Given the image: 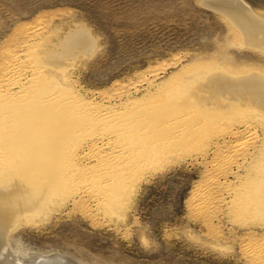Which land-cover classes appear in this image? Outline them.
I'll return each mask as SVG.
<instances>
[{
  "label": "rangeland",
  "instance_id": "1",
  "mask_svg": "<svg viewBox=\"0 0 264 264\" xmlns=\"http://www.w3.org/2000/svg\"><path fill=\"white\" fill-rule=\"evenodd\" d=\"M205 1L0 0V83L4 82L2 70L5 66L9 70L13 61L9 51H19L26 57L27 74L35 65H44L42 69L55 81L52 95L71 86L67 94L79 92L85 100L84 109L71 110L75 119L69 113L73 117L71 128H66L65 121L52 122V150H37L43 157L39 159L42 162L34 161L35 167L42 164L53 170L55 193L48 197L47 205L25 214L17 227L10 228L7 240L11 249L23 257L62 253L79 264L255 263L248 248L264 242V221L248 223L239 212L230 210L233 188L244 177L243 167L230 163L234 156L242 162V155L258 142L262 130L257 127L256 114L249 115L254 123L242 116L243 112L226 115L219 104L197 100L196 94L200 96L197 83L220 71L218 66L233 67L229 71L235 76L264 74V51L245 45L230 22ZM243 1L264 15V0ZM76 23L89 30L96 51L89 52L80 45L84 37L72 44L69 36L81 30ZM31 42H40L39 49L30 45L28 50L21 48ZM60 55L63 60L57 62ZM43 80L38 84L28 80V92L33 93ZM154 87L162 91L157 93ZM126 94L132 96L133 112L125 111L127 99L121 102ZM117 102H121L118 107ZM110 103L115 107L102 109ZM216 108L220 111L213 116ZM65 112L60 107L57 111L60 116L68 114ZM118 113L122 116L119 119ZM244 118H249V129L243 127ZM228 129H238L242 134L235 139L228 135ZM111 131L115 132L111 137L123 138H118L113 148L120 156L128 155L125 150L130 151L137 143L132 154L125 157L135 164H130L131 169L127 166L129 170L123 168L125 171L110 168L111 173L105 176L96 175L98 169H89L87 176L79 173V181L85 178L81 186H85L77 188V173L73 174L76 179L67 175L69 153L86 148L80 152L82 166L94 163L91 158L96 154L88 152L87 146L90 149L97 134ZM223 150L232 156L227 168L220 166L221 158L215 155ZM32 152L34 156L36 150ZM88 153L92 156L87 157ZM6 161L11 160L6 157ZM219 166L221 172L217 171ZM65 175L69 176L67 185L71 183L68 186L61 182ZM3 176L5 172L0 169V180ZM208 190L212 204L206 206L209 211L205 207L201 211V195ZM221 190L225 192L222 195Z\"/></svg>",
  "mask_w": 264,
  "mask_h": 264
},
{
  "label": "bare ground",
  "instance_id": "2",
  "mask_svg": "<svg viewBox=\"0 0 264 264\" xmlns=\"http://www.w3.org/2000/svg\"><path fill=\"white\" fill-rule=\"evenodd\" d=\"M205 5H207L208 7L212 8L213 10L222 14V16L224 18H226L230 22L232 27L237 31L238 35H240L241 38L245 41V45H248L249 47H254V48L259 49V50L262 49L264 51V49H263L264 48V15L259 14L256 11L252 10L243 0H207V1H205ZM76 24H77V27L78 28L81 27V30H83L84 32L82 34L81 30H79V31L71 34L69 36V39H71L72 44L73 43L77 44V42L81 39V37H84L83 39H81L80 45L84 46V48H86V50H88L89 52L96 51V50H94L95 49V39L90 34L89 30H87L86 26L83 25V23H80V24L76 23ZM74 27H76V25H74ZM28 43H29V41H28ZM28 43L26 46L21 45V48L22 49L27 48V50L29 48H31L34 50L36 47H37V49H39L38 47H40L39 46L40 42L39 43L31 42L30 44H28ZM37 44H38V46H37ZM29 45H30V47H29ZM19 49H20V47H19ZM30 52H32V51H30ZM26 53H28V52H26ZM8 54H9V59H12L13 61L10 60L11 61V67L9 66V68H8L9 70L5 69L8 66L6 67L5 66L6 63L5 62H4L5 64L3 63L5 66L4 70H2L3 71L2 78H3L4 82L2 81L3 85L0 83V85H1L0 86V124H1L0 127H2V126L5 127L4 131H0V169H3L5 172V176H3V178L0 180V264H79L77 261L73 260L72 258L67 257V255L62 254V253H53L52 255H47V256L35 253V254H31L28 257H23V255L21 253L15 251L14 249H11L10 243L7 240L8 233L11 231V229L13 230L15 227H17V224L20 222V219L25 214L32 213V212L35 213V211H38L41 208V206H43L45 204L47 205L48 197L51 196L53 193H55L54 192L55 189L52 188V181H53L52 179H54V178H52L53 174H54V173H52L53 170L52 169L47 170L46 167L41 166L42 164L38 168L35 167V165L37 163L42 162L39 159H42V157H43V154L41 155L39 152H37V150L40 151L43 148L47 149V150H49V149L52 150V144L51 143L53 141H52V138L50 136L53 133L52 122L57 123L59 120L64 124V121H65L66 124H64V125L66 126V128H68V127L71 128L70 127V125H71L70 120L73 117H74L73 119H75V116H73V113L71 110L78 111V108H80V109L85 108V100L83 99V97L79 96V94H78L79 92L78 93L76 92L75 94L72 93L70 95L67 94V92H70L71 86H67L66 89L61 90L58 94L52 95L53 89H54L53 84L55 81L53 82V79L50 80L51 78L48 76V71L42 69L44 67V65L42 63H40L41 66L35 65V67H33V69H31L29 74H27V71H29V70L26 69V67L28 65H26V62H25L26 57H24L22 55L23 53H21L19 51H9ZM9 59H8V61H9ZM55 60L57 62H62L63 56L60 55V56L56 57ZM6 62H7V60H6ZM29 63H30L29 65H32L31 62H29ZM1 66H3V65H1ZM218 67L220 68V71L216 70L217 72H214L212 75L205 76L204 78L202 77V79L197 83V88L200 87V92H199L200 96H197V94H196V98H197V100L202 99V101L204 103L219 104V107H222L224 109V113L226 112V115L237 111V113H239V114H241L243 112L242 116H244V117L252 118L250 116H252L253 114H256L255 118L258 119V125H257V121H256V125H257V127L261 128L262 135L260 137H258V139H259L258 142L255 141L257 143L256 144L254 143L255 145L253 144L252 148H250V150L248 152H246L242 155V158H241L242 162H237V160L234 158L235 157L234 155H233L234 157L232 159L233 161L231 162L230 160H231L232 156L228 155V154H230V153H228V151H230L228 149H227L228 151L223 150V151H220L218 154H215V155L216 156L218 155V157L221 158V162L223 163L222 165H220L221 163L219 164L221 167L227 165L228 162H231L230 164H232V165L234 164V166L236 168H239V167L242 168L243 167L242 169L244 171V174H243L244 177L242 176L243 178H241V179L239 178V180H240L239 184L235 185V187H236L235 189L233 188L234 195L231 197V200L229 201L230 203L227 201H224V202H227V204L228 203L231 204L230 210L235 211V212H239L243 216V220H245V222L246 221L248 222V220L249 221L252 220V221H250V223L256 222L259 224V222L264 221V74H261L260 72H256V73L250 72L246 75L241 74V75L235 76L233 73L230 72V71H232L231 69H233V67H227L225 65L218 66ZM234 68L236 71L240 70V68H238V69L236 67H234ZM243 68H245V67L243 66ZM215 69H216V67H215ZM45 72H47V73H45ZM41 79H44L43 82L41 84H39V86L36 87V89L33 93H29L28 92V89H29L28 84L29 83L27 81L28 80H34V81H36L35 83L38 84L39 82H41L40 81ZM26 82L28 84H26ZM57 83H58V81H57ZM57 83H56V85H57ZM208 84H210V85L207 86ZM27 85H28V87H27ZM46 85H47L46 88L43 87ZM152 85H154V84H152ZM152 85H150L149 87L152 88ZM155 89H158V87H156ZM71 91H72V89H71ZM161 91H162V89H158L157 93L161 92ZM125 99H127V101H128L127 105L125 106V108H126L125 111L126 110L132 111V108H133L132 96L129 94H126L124 100L121 99V102L123 103L125 101ZM121 102L120 103L117 102V107L121 105ZM88 106H90V105H88ZM59 107L61 108V110H64V112L66 110H70L69 112L66 111L64 114L72 113L71 116H73V117H71L70 114L60 116L59 113H57V111L59 110ZM109 107L110 108L115 107V105L112 103H110L109 105L105 104L102 107V109L109 110L110 109ZM213 109L211 112H213ZM11 111H17V112L12 113V114L7 113V112H11ZM219 111L220 110L218 108H216L214 110L213 116H216L219 113ZM118 115H119V113H118ZM120 116L121 115H119L118 119L120 118ZM223 117L224 116H222V118ZM76 118H77L76 120H78V118L80 120L81 117H76ZM226 118H227V116H226ZM31 119H32V121L30 122ZM247 120L245 118H244V120H242V121H245V123H244L245 126H243L245 128H248V127H246V124H247V126L249 125V123H247L248 122ZM249 121H251L253 123L255 122V121H253V118H252V120H249ZM229 123H231V122H229ZM232 123H234V122L232 121ZM63 124H61V125L63 126ZM72 124H74V123H72ZM250 124H252V123H250ZM75 125H77V124H75ZM77 127H80V125ZM81 128H82V126H81ZM81 128H79V129H81ZM104 129L105 128H103V130ZM120 129L123 130V128H120ZM124 129H126V128H124ZM116 130H115V132H116ZM113 131H111V133L108 132L105 135L101 134L100 136H99V134H97L95 138L93 136L91 137V134H89L90 137L92 139L93 138L94 139H93V142H91V144H90V149H88V146H87V150H89L88 152L93 150L94 153L96 154V157L91 158V159H95V162L91 163V161H90L91 164L88 163V166H86V165L84 167L82 166L83 159L81 157H83V156L80 155V152L82 150L86 151L85 150L86 148H81V149L78 148V151H77V149H73L71 147L74 150L72 152H70L72 149H69L70 150L69 156L66 155L69 157L68 164H67L68 174H67V172H66V174L72 175L74 178L75 177L74 175L77 173L76 176H78V177H77V179L75 177L76 181L74 179V181H75L74 185L77 188L79 186L80 187L85 186L84 183H83L84 186H81L82 185L81 183L83 182V180L85 178H83L82 181H79L78 178H81L78 175L79 173L85 175V173L87 172L86 174H88V171H89L90 172L89 174H91V170L97 171V169H98L96 175L101 173L102 175L105 176L106 173H109V172L111 173V171L108 172V170L110 168H113V169L116 168V169H118V171L119 170L125 171L126 169L129 170L130 166L132 167V165H130V164L134 163V161L128 162L129 159H127L125 157L132 154V151H133L132 149L133 148L136 149L135 147L137 146V143H136L135 147H133V148L131 147L132 149L129 148V149H131L130 151L129 150L127 151L123 148V151L125 150L128 153V155H126V153L125 154L122 153L123 155L121 154V156H120V154L117 153V151L116 152L113 151V148L116 145V142L119 139H121L122 137L117 135V134H119L118 131L116 134L117 136L111 137L110 135H113L115 133L114 132L112 134ZM119 131H121V130H119ZM228 131L230 132V134H228V135L234 136L235 139L237 137H239V135L242 134V133L240 134V131L238 129H235L232 131H231V129H228ZM123 133L124 132L121 131V133L119 135L122 134V136H123L124 135ZM60 134L61 133L59 132V135ZM89 135H88V137H89ZM89 138H87V141ZM92 139H90V140H92ZM83 142L85 143V141H83ZM56 144H58V143H56ZM53 146H55V145L53 144ZM56 147L57 146H55L54 148L56 149ZM115 147H117V146H115ZM30 149H33V150L30 151ZM65 149H67V148L65 147ZM34 150H36V153H34L35 157L32 155V153H33L32 151H34ZM136 151H135V157L137 159L138 156L136 155ZM91 153H93V152H91ZM71 154H72V156H71ZM88 155H89V153L86 156L88 157ZM6 157H7V159H9L11 161L7 162ZM35 158H37V159H35ZM65 159L67 160V158H65ZM37 160H38V162L36 164H34V161H37ZM46 160H47V158H46ZM84 160H85V158H84ZM50 162L51 161H49V163ZM18 163L20 164V170H19V168H17ZM217 163H216V166H217ZM19 164H18V166H19ZM29 165H32V167L27 169V166H29ZM43 165H45V164H43ZM47 165L48 164H46V166ZM232 165H231L230 169H232ZM21 166H22V169H21ZM127 166H129V168H127ZM220 166H219L218 170L216 169L218 172L220 171ZM227 166H225V167L227 168ZM23 167H26L25 169L27 171H25V169L23 170ZM86 167H87V169H85ZM216 168H218V167H216ZM89 169H91V170H89ZM11 170H12V172L14 171L13 173H15V174H13V175L10 174V173H12V172L9 173V171H11ZM225 170H227V169H225ZM102 171H103V173H102ZM104 171H106V172L104 173ZM217 171H216V173H217ZM42 172H43V174H42ZM93 174L94 173H92V175ZM67 175H65V176H67ZM72 176H70V178ZM80 176H82V175H80ZM85 176H87V175H85ZM239 176H241V175H239ZM210 177H212V176H210ZM227 177H229V176H227ZM234 177H236V175ZM90 178H93V177L90 176ZM44 179H46L48 181H46V180L44 181ZM62 179L63 180H61V182L63 181L62 184H64L67 179L69 180V176L64 177ZM210 179H209V182H211ZM214 179H215V177H214ZM218 179L219 178L217 177L215 180L218 181ZM59 180H56V181H58V183H59ZM68 180H67V182H68ZM70 180H73V179L71 178ZM207 181H208V179H207ZM67 182H66V185H67ZM214 182H216V181H214ZM224 182H226V181H224ZM58 183L54 184V182H53L54 185H56V184L58 185ZM234 183L235 182H233V184ZM69 184H71V183H69ZM216 184H218V183H216ZM221 184H222V182H221ZM226 184H227V186H226V188H227L229 184L228 183H226ZM208 186H210V185L208 184ZM214 186H215V184H214ZM221 186H219V187H221ZM76 187H75V189H76ZM209 188H211V187H209ZM206 189H208V188L206 187ZM231 189L232 188H230V190ZM61 190L62 189H60V191ZM209 190L205 191L203 193V195L200 194L202 199H201V203L199 204L200 205L199 210L204 209V207L206 208V206L209 205L208 202H210V204H212L211 198H210L211 195L209 193L211 191H209ZM213 192H214V190H213ZM63 193H64V191H63ZM224 193L225 192L221 193V195ZM227 194H229V193H227ZM207 196H210V197H207ZM201 197H199V198H201ZM213 199H215V198H213ZM50 202H51V199H50ZM215 202H216V200H215ZM233 206H235V208H232ZM208 207H211V206H208ZM206 209H208V208H206ZM201 211H203V210H201ZM208 211H209V209H208ZM262 225L264 226V224H262ZM263 238L264 237H262V239ZM143 241H144V238H143ZM262 241L263 240H261V243L249 245L250 246L249 248L247 246V248L249 249L248 251H250V253H251L250 258H252V260H254V262L257 264H264V242H262Z\"/></svg>",
  "mask_w": 264,
  "mask_h": 264
}]
</instances>
